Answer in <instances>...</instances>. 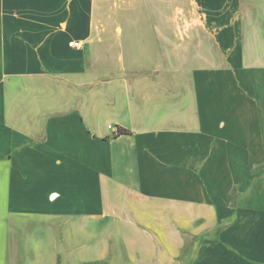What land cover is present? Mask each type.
Wrapping results in <instances>:
<instances>
[{"label": "crops", "instance_id": "1", "mask_svg": "<svg viewBox=\"0 0 264 264\" xmlns=\"http://www.w3.org/2000/svg\"><path fill=\"white\" fill-rule=\"evenodd\" d=\"M263 171L264 0H0V264H264Z\"/></svg>", "mask_w": 264, "mask_h": 264}, {"label": "built area", "instance_id": "2", "mask_svg": "<svg viewBox=\"0 0 264 264\" xmlns=\"http://www.w3.org/2000/svg\"><path fill=\"white\" fill-rule=\"evenodd\" d=\"M71 45H72V46H76V47H78V46L81 45V43H80L79 41H74V42H71ZM109 127H110L113 131H115L116 133H119V131H120L119 128H116V127L113 126V125H110Z\"/></svg>", "mask_w": 264, "mask_h": 264}, {"label": "rangeland", "instance_id": "3", "mask_svg": "<svg viewBox=\"0 0 264 264\" xmlns=\"http://www.w3.org/2000/svg\"><path fill=\"white\" fill-rule=\"evenodd\" d=\"M262 179L264 180V171H263V175H262ZM201 239V238H200ZM194 251V249H193V247L191 246V247H189L188 249H186V254L185 255H190V254H192V252Z\"/></svg>", "mask_w": 264, "mask_h": 264}, {"label": "trees", "instance_id": "4", "mask_svg": "<svg viewBox=\"0 0 264 264\" xmlns=\"http://www.w3.org/2000/svg\"><path fill=\"white\" fill-rule=\"evenodd\" d=\"M123 133H128V131L126 129H120L118 134H123Z\"/></svg>", "mask_w": 264, "mask_h": 264}]
</instances>
